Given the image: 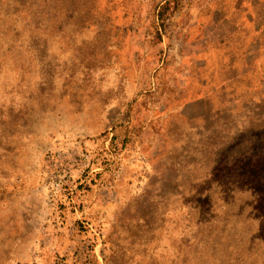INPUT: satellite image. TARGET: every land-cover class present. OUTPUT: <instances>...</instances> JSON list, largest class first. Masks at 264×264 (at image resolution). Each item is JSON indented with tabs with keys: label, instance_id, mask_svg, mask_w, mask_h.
<instances>
[{
	"label": "rangeland",
	"instance_id": "obj_1",
	"mask_svg": "<svg viewBox=\"0 0 264 264\" xmlns=\"http://www.w3.org/2000/svg\"><path fill=\"white\" fill-rule=\"evenodd\" d=\"M0 264H264V0H0Z\"/></svg>",
	"mask_w": 264,
	"mask_h": 264
}]
</instances>
